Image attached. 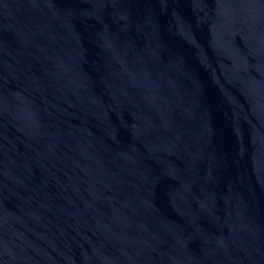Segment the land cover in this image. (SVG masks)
Masks as SVG:
<instances>
[{
    "label": "water",
    "instance_id": "obj_1",
    "mask_svg": "<svg viewBox=\"0 0 264 264\" xmlns=\"http://www.w3.org/2000/svg\"><path fill=\"white\" fill-rule=\"evenodd\" d=\"M0 264H264V0H0Z\"/></svg>",
    "mask_w": 264,
    "mask_h": 264
}]
</instances>
